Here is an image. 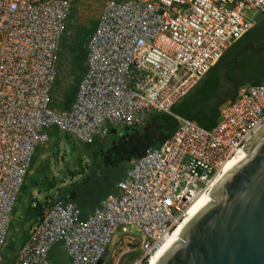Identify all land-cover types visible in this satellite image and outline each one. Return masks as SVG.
<instances>
[{
  "label": "built area",
  "instance_id": "1",
  "mask_svg": "<svg viewBox=\"0 0 264 264\" xmlns=\"http://www.w3.org/2000/svg\"><path fill=\"white\" fill-rule=\"evenodd\" d=\"M73 2L0 0V249L37 148L53 131L89 144L140 117L172 114L264 14V0H105L76 98L63 108L53 90ZM174 116L173 134L135 158L86 217L60 195L33 200L36 221L13 264H109L111 247L133 234L143 253L134 264L147 262L264 125V83L241 86L211 129ZM58 243L63 262L50 258Z\"/></svg>",
  "mask_w": 264,
  "mask_h": 264
},
{
  "label": "rangeland",
  "instance_id": "2",
  "mask_svg": "<svg viewBox=\"0 0 264 264\" xmlns=\"http://www.w3.org/2000/svg\"><path fill=\"white\" fill-rule=\"evenodd\" d=\"M104 1L74 0L64 38L69 39L73 26L82 25L87 28L95 26ZM263 19L264 14L260 16L258 22ZM59 57V80L53 90L55 106H60L61 103L59 100L62 83L68 87L74 81L67 53L61 51ZM150 118L151 114L138 118L130 125L131 132L141 131V128L150 123ZM111 130L89 144L73 141L63 133H56L43 148L42 146L37 148L30 172L15 204L5 243L0 249V264L14 263L20 246L36 221L37 213L31 207L33 200L43 201L53 199L64 192H75V202L80 209L90 212L100 199L113 193L116 184L131 167V163L120 160L113 162L118 154L111 156L113 163L103 156V151L113 138ZM125 142L129 143V140L123 143ZM156 144L157 140L153 139L145 141L143 146L153 147ZM105 152L107 153V150ZM132 238L128 240L125 236H120L108 252L109 264H115L118 258V264H134V260L143 254L137 236L133 234ZM50 255L55 262L67 260L60 243L52 247ZM145 264H148V261Z\"/></svg>",
  "mask_w": 264,
  "mask_h": 264
},
{
  "label": "water",
  "instance_id": "3",
  "mask_svg": "<svg viewBox=\"0 0 264 264\" xmlns=\"http://www.w3.org/2000/svg\"><path fill=\"white\" fill-rule=\"evenodd\" d=\"M149 264H264V125Z\"/></svg>",
  "mask_w": 264,
  "mask_h": 264
},
{
  "label": "trees",
  "instance_id": "4",
  "mask_svg": "<svg viewBox=\"0 0 264 264\" xmlns=\"http://www.w3.org/2000/svg\"><path fill=\"white\" fill-rule=\"evenodd\" d=\"M94 29L95 26L91 28L82 25L73 26L69 39L64 38L61 44V51L67 53L74 73V81L64 90V108H69L76 98L79 81L87 69V43ZM262 40H264V21L257 22L242 38L225 50L204 77L171 107L172 114L152 113L150 122L157 125L156 146L175 131L177 120L174 115L193 120L200 126L211 129L217 122L220 105L234 98L241 86L264 83V50H261L264 43ZM224 80L235 85V92L232 96L227 97L220 93ZM115 191L116 188L113 193ZM70 195L71 192H64L60 194V197L68 199ZM101 201L102 199L95 206H99ZM89 213L81 209L82 218ZM50 258H52L51 255Z\"/></svg>",
  "mask_w": 264,
  "mask_h": 264
},
{
  "label": "flooded vegetation",
  "instance_id": "5",
  "mask_svg": "<svg viewBox=\"0 0 264 264\" xmlns=\"http://www.w3.org/2000/svg\"><path fill=\"white\" fill-rule=\"evenodd\" d=\"M262 21H264V19ZM262 43H264V40H262ZM261 50H264V45L261 47ZM234 92L235 85L224 80L223 85L220 88V93L228 97L232 96ZM131 130V126H127L125 128H115V130L112 132L113 138L111 139L109 146L103 151V156L107 157L108 160L111 161V156L113 154L115 156L118 154V157L113 162L120 160L131 163L141 152L145 150V148H147L143 146V143L153 139L156 140L158 136L156 132V125L152 122L141 128V131L139 132L132 133ZM128 140L129 143H123L124 141ZM126 143L128 145H126ZM106 150L107 153L105 152Z\"/></svg>",
  "mask_w": 264,
  "mask_h": 264
},
{
  "label": "bare ground",
  "instance_id": "6",
  "mask_svg": "<svg viewBox=\"0 0 264 264\" xmlns=\"http://www.w3.org/2000/svg\"><path fill=\"white\" fill-rule=\"evenodd\" d=\"M203 195H198L194 200L193 202L191 203V206L189 208V210L192 208V206L202 197ZM181 223V222H180ZM179 223V224H180ZM179 224L177 225V227L174 229L173 233L171 235H169L167 237V239L162 242L161 244H159L153 251L152 253L150 254L151 256H149L148 258V264L157 256V254L161 251V249L165 246V244L169 241V239L173 236V234L175 233V231L177 230Z\"/></svg>",
  "mask_w": 264,
  "mask_h": 264
},
{
  "label": "crops",
  "instance_id": "7",
  "mask_svg": "<svg viewBox=\"0 0 264 264\" xmlns=\"http://www.w3.org/2000/svg\"><path fill=\"white\" fill-rule=\"evenodd\" d=\"M259 18H260V17H259ZM259 18H258V20H259ZM258 20H257V22H258ZM58 80H59V79H58ZM58 80H57V82H58ZM57 82H56V84H57ZM56 84H55V86H56ZM62 85H63V86H61V91H60V92H61V97H62L63 100H64V95H63V94H64V90H65L67 87H66V84H63V83H62ZM69 86H70V85H69ZM69 86H68V87H69ZM63 104H64V101H62V102L60 103V106H58V107H63ZM63 108H64V107H63ZM56 133H58V132L53 131V132L51 133L52 138H53V136H54ZM42 148H43V146H42ZM31 166H32V165H31ZM95 207H97V206H95ZM95 207H94V208H95ZM94 208H93V209H94ZM93 209L90 211V213L93 211ZM35 213H37L36 210H35Z\"/></svg>",
  "mask_w": 264,
  "mask_h": 264
}]
</instances>
